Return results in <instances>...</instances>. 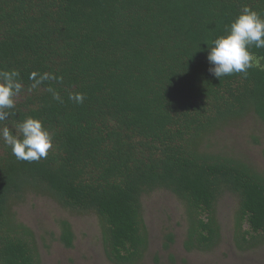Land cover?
Here are the masks:
<instances>
[{"label": "trees", "instance_id": "obj_1", "mask_svg": "<svg viewBox=\"0 0 264 264\" xmlns=\"http://www.w3.org/2000/svg\"><path fill=\"white\" fill-rule=\"evenodd\" d=\"M245 5L264 16V0H0V69L24 85L11 119L55 130V150L38 162L0 142V264H42L41 248L83 236L114 263L141 264L145 196L181 214L188 249L222 240L224 204L237 249L264 245V166L249 150L264 155V71L219 79L207 59ZM34 195L60 212L54 225L20 215ZM162 217L168 247L175 233Z\"/></svg>", "mask_w": 264, "mask_h": 264}, {"label": "rangeland", "instance_id": "obj_2", "mask_svg": "<svg viewBox=\"0 0 264 264\" xmlns=\"http://www.w3.org/2000/svg\"><path fill=\"white\" fill-rule=\"evenodd\" d=\"M218 132H221L219 130ZM236 128H232V133L236 134ZM225 135V133H223ZM240 152L246 154L248 145L241 142L236 145ZM250 152L264 166V155L260 145H252L249 148ZM30 206L25 203H19L18 212L23 216L25 222L29 225H38L39 222H48L53 224V218L60 212L48 206V197L34 195ZM145 206L147 207V221L150 229V254H146L141 264H264V245L256 249L255 252L248 251L240 252L235 243L229 220H226L227 214L224 212L226 205L224 204L220 210V220L222 227L225 229L222 240L210 250L188 249L186 247L185 232L187 226L181 225V214L173 209L169 212L171 215H163V208L160 209L158 199L153 196H145ZM35 203V204H34ZM171 205V199L169 200ZM163 216V217H162ZM170 216V218H169ZM161 217L164 218L172 232L175 233V239L168 247L164 246L166 239H162L161 235L167 230L162 231ZM84 222H82V221ZM78 228L84 229L88 224L81 217L77 216L73 219ZM86 223V224H85ZM36 228H38L36 226ZM92 234V230L89 231ZM90 240L83 237L76 239L73 247H66L60 242L51 243V249L41 248L42 264H117L109 260L104 251L100 248L98 240L90 236ZM165 238V236L163 237ZM98 243H96V242ZM156 252L157 254H153ZM171 256L176 258V261L171 260ZM158 257V259H157Z\"/></svg>", "mask_w": 264, "mask_h": 264}, {"label": "clouds", "instance_id": "obj_3", "mask_svg": "<svg viewBox=\"0 0 264 264\" xmlns=\"http://www.w3.org/2000/svg\"><path fill=\"white\" fill-rule=\"evenodd\" d=\"M253 48L264 49V16L245 5L226 27L225 33L212 41L207 54L209 72L220 79L233 74L246 77L249 69L264 71V56L257 55ZM36 86L34 82L31 88ZM23 90L18 70L0 69V142L11 149L17 160L38 162L46 159L50 150H55V130L35 116L11 119L16 98ZM52 98L63 102L56 92L52 93ZM70 99L83 103L85 97L77 93Z\"/></svg>", "mask_w": 264, "mask_h": 264}]
</instances>
